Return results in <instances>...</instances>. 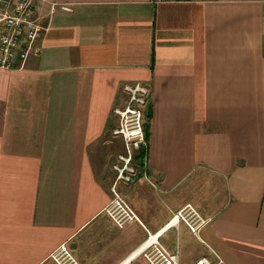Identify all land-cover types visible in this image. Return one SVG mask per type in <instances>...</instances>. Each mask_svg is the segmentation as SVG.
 Listing matches in <instances>:
<instances>
[{
	"label": "crops",
	"instance_id": "crops-1",
	"mask_svg": "<svg viewBox=\"0 0 264 264\" xmlns=\"http://www.w3.org/2000/svg\"><path fill=\"white\" fill-rule=\"evenodd\" d=\"M33 10L38 54L0 69V264H55L63 244L79 264H149L147 232L178 264H264V0ZM134 83L150 90L147 154L117 189L141 224L118 229L113 111ZM188 204L212 218L198 235L168 226Z\"/></svg>",
	"mask_w": 264,
	"mask_h": 264
},
{
	"label": "built area",
	"instance_id": "built-area-1",
	"mask_svg": "<svg viewBox=\"0 0 264 264\" xmlns=\"http://www.w3.org/2000/svg\"><path fill=\"white\" fill-rule=\"evenodd\" d=\"M33 2L34 0L16 2L0 0V69L7 71L22 69L31 56L38 54L36 42L40 26L33 18ZM62 10L69 11L66 7H62ZM123 90L128 99L124 108L113 111L118 120L113 135L121 139L124 152L117 157L116 163L112 166L116 178L110 189L111 201L105 208L106 216L118 229L132 223L141 224L135 212L119 193L117 182H128L135 174V168H131V165L137 153L143 150V161L146 157L144 111L150 96L149 87L140 83L125 85ZM211 222V218L202 216L197 209L188 204L172 216L168 226L183 224L191 234L198 235ZM141 252L149 264H178L177 256L167 251L159 242L158 233L147 232ZM51 260L55 264H79L64 244L51 254ZM221 263L218 261L216 264ZM196 264L211 263L208 259L202 258Z\"/></svg>",
	"mask_w": 264,
	"mask_h": 264
},
{
	"label": "rangeland",
	"instance_id": "rangeland-1",
	"mask_svg": "<svg viewBox=\"0 0 264 264\" xmlns=\"http://www.w3.org/2000/svg\"><path fill=\"white\" fill-rule=\"evenodd\" d=\"M142 162H143V159H142ZM131 168H133V169L135 168V174H138V171H140V168H141V167L138 166V162H137V161H134V162L132 163V165H131ZM135 174L129 178V181H130L133 177H135ZM128 205H129V204H128ZM191 205H192V204H191ZM129 206H130V205H129ZM185 206H186V205H185ZM185 206H184V207H185ZM192 206H193V205H192ZM130 207H131V206H130ZM193 207H194L195 209H197L195 206H193ZM132 210H133V209H132ZM179 210H180V209H179ZM179 210H178V211H179ZM197 210H198V209H197ZM133 211H134V210H133ZM198 211H199V210H198ZM134 212H135V211H134ZM176 212H177V211H176ZM176 212H175V213H176ZM175 213H174V214H175ZM199 213L203 216V213H202L201 211H199ZM135 214H136V213H135ZM174 214H173V215H174ZM137 217H138V216H137ZM171 218H172V217H171ZM211 219H212V218H211ZM170 220H171V219H170ZM170 220H169V221H170ZM132 224H133V223H132ZM136 224H138V223H136ZM129 225H130V224H129ZM126 226H127V225H126ZM122 229H123V228H122ZM210 263L213 264L214 262L210 260ZM195 264H196V263H195Z\"/></svg>",
	"mask_w": 264,
	"mask_h": 264
},
{
	"label": "trees",
	"instance_id": "trees-1",
	"mask_svg": "<svg viewBox=\"0 0 264 264\" xmlns=\"http://www.w3.org/2000/svg\"><path fill=\"white\" fill-rule=\"evenodd\" d=\"M146 110V109H145ZM145 113H146V118L148 119V116H149V113L148 112H145L144 111V116H145ZM147 123V122H146ZM146 123L144 124V128H145V134H146V131H147V125ZM147 137V136H146ZM143 156H144V151L142 150L141 152L137 153L136 157L134 160H136L138 162V165L141 167L142 165V159H143Z\"/></svg>",
	"mask_w": 264,
	"mask_h": 264
}]
</instances>
